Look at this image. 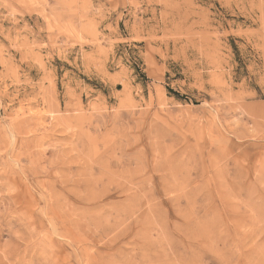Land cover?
Here are the masks:
<instances>
[{
  "label": "rangeland",
  "instance_id": "374dc122",
  "mask_svg": "<svg viewBox=\"0 0 264 264\" xmlns=\"http://www.w3.org/2000/svg\"><path fill=\"white\" fill-rule=\"evenodd\" d=\"M0 264H264V0H0Z\"/></svg>",
  "mask_w": 264,
  "mask_h": 264
},
{
  "label": "bare ground",
  "instance_id": "6f19581e",
  "mask_svg": "<svg viewBox=\"0 0 264 264\" xmlns=\"http://www.w3.org/2000/svg\"><path fill=\"white\" fill-rule=\"evenodd\" d=\"M97 151V150H96ZM213 261H214V259H213Z\"/></svg>",
  "mask_w": 264,
  "mask_h": 264
}]
</instances>
